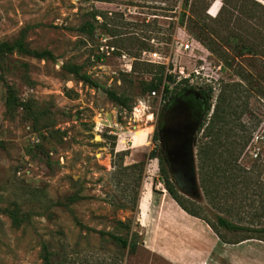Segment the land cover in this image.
<instances>
[{
	"label": "rangeland",
	"instance_id": "rangeland-1",
	"mask_svg": "<svg viewBox=\"0 0 264 264\" xmlns=\"http://www.w3.org/2000/svg\"><path fill=\"white\" fill-rule=\"evenodd\" d=\"M215 5L0 0V264H43L44 245L55 264H264V232H253L264 230V0ZM104 37L115 50L103 56ZM191 40L200 50H185ZM241 42L259 43V55ZM149 50L173 83L186 79L208 99L197 189L175 191L200 218L148 159L161 99L145 92L155 82ZM216 113L222 164L210 197L197 151ZM218 216L246 231L224 230ZM107 234L135 235V252Z\"/></svg>",
	"mask_w": 264,
	"mask_h": 264
},
{
	"label": "flooded vegetation",
	"instance_id": "flooded-vegetation-1",
	"mask_svg": "<svg viewBox=\"0 0 264 264\" xmlns=\"http://www.w3.org/2000/svg\"><path fill=\"white\" fill-rule=\"evenodd\" d=\"M160 104L155 114V128L152 141L155 150L167 169L169 181L174 190L185 194L187 177L185 150L190 132L198 118V128L203 123L208 110V99L204 92L186 79L178 80L160 94ZM153 119V115L147 116ZM158 163L159 159L157 158ZM190 190V189H189ZM194 190H190L191 194Z\"/></svg>",
	"mask_w": 264,
	"mask_h": 264
},
{
	"label": "trees",
	"instance_id": "trees-1",
	"mask_svg": "<svg viewBox=\"0 0 264 264\" xmlns=\"http://www.w3.org/2000/svg\"><path fill=\"white\" fill-rule=\"evenodd\" d=\"M223 1L225 2V0ZM88 29H89V32L93 30V28L90 25L88 26ZM198 37H201V36L198 35ZM258 45L259 43L244 44L243 42H241V44L239 45V48L241 51L245 50L248 53H251L252 55L256 56V55H259L260 53L257 50L259 47ZM45 55H48V54L47 53L36 54L37 57H42ZM97 58H100V56H98ZM153 66L155 67L154 73H153L155 82L152 81L149 86L150 89H148L145 92H147L148 94L151 92H158L159 94H161L162 88H164V91L167 92V88L170 86L171 83L173 84L172 76L166 72L165 66L163 65H153ZM74 72L77 73V70L74 69ZM82 77L83 79H87L85 76H82ZM141 90L144 91V88H142ZM106 95L109 100L116 103V105H118L119 107H125V102L128 100L127 98H123L122 96H117L116 94L112 92H107ZM219 118L220 117L218 116V113L214 114L212 121L210 123V126L207 127L205 134H204L205 137L208 138L209 143L200 145L197 151L200 182H201L204 192L210 197H213V195L217 192L218 185L216 181L217 180L216 176H217V172L220 169V165L222 164L220 162L221 153H220L219 143H218L220 136H219V128L217 127V124L219 123ZM152 158L159 159L160 175L162 179L164 180L165 188L169 192V194L172 196V199L178 204V206L186 214L194 218H200L195 212H192L189 209L185 208L177 200L174 187L169 181L167 169L165 165L163 164V162L161 161L159 154L156 151H152L148 155V159H152ZM205 222L211 228V230L219 237L217 230L207 221ZM216 223L219 227L223 228L226 231H230V232L246 231L241 226L235 225L221 216H218L216 218ZM253 232L255 233L264 232V230L253 231ZM100 235L104 237L106 234L101 233ZM107 235L109 239L114 244H116L119 248L128 249V251L131 253L135 252V249H136L135 242H134L135 235L132 234L129 238L114 236L111 234H107ZM246 239H251V237L246 238ZM42 261H43V264H55L52 259V253L49 251L47 245L43 246Z\"/></svg>",
	"mask_w": 264,
	"mask_h": 264
},
{
	"label": "built area",
	"instance_id": "built-area-1",
	"mask_svg": "<svg viewBox=\"0 0 264 264\" xmlns=\"http://www.w3.org/2000/svg\"><path fill=\"white\" fill-rule=\"evenodd\" d=\"M107 39L104 37L103 39H100V45L98 46V50L99 52L104 56V55H110L114 52L115 48L113 46H110L109 44H106ZM185 50H189V51H194V49L196 48L197 50H200V46L198 43H196L195 41L191 40V44H187L184 46ZM142 56H143V61H145L148 64H153V65H163L165 66V63L162 60V57L159 55V53L157 51H143L142 52ZM122 58L124 60H126L125 56H122ZM166 67V66H165ZM125 71L126 72H130L132 69L131 64L127 63L124 65ZM167 73H170L167 69H166ZM152 95H155V92H151ZM136 111V109H135Z\"/></svg>",
	"mask_w": 264,
	"mask_h": 264
},
{
	"label": "water",
	"instance_id": "water-1",
	"mask_svg": "<svg viewBox=\"0 0 264 264\" xmlns=\"http://www.w3.org/2000/svg\"><path fill=\"white\" fill-rule=\"evenodd\" d=\"M200 118H198L197 122L195 123L192 131L190 132L188 136V141H187V148L185 150V168H186V177H187V189L185 190V193L190 195V190H196L197 185H196V174H195V164H194V152L193 148L196 143V132L199 129L198 124H199ZM190 189V190H189Z\"/></svg>",
	"mask_w": 264,
	"mask_h": 264
},
{
	"label": "clouds",
	"instance_id": "clouds-1",
	"mask_svg": "<svg viewBox=\"0 0 264 264\" xmlns=\"http://www.w3.org/2000/svg\"><path fill=\"white\" fill-rule=\"evenodd\" d=\"M220 6V0H216V5L215 7H219Z\"/></svg>",
	"mask_w": 264,
	"mask_h": 264
}]
</instances>
